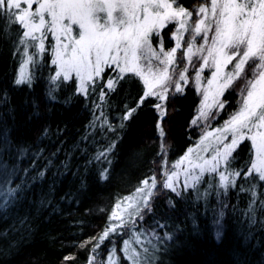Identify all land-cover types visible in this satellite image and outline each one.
<instances>
[{"label":"trees","instance_id":"trees-1","mask_svg":"<svg viewBox=\"0 0 264 264\" xmlns=\"http://www.w3.org/2000/svg\"><path fill=\"white\" fill-rule=\"evenodd\" d=\"M178 2L191 10L202 0ZM19 33L18 24L0 18V264H89L93 257L103 264L113 248L118 264H131L120 246L133 234L141 241L133 240L132 248L142 264H264V182L242 174L222 192L213 173L195 187L180 186V195L161 187L162 172L200 140L208 122L191 123L200 93L190 81L160 103L147 97L137 107L144 92L139 79L125 76L110 91L106 70L83 94L73 79L53 80L45 51L29 69L30 83L18 85L25 47ZM239 92L226 91L210 128L234 112ZM250 149L248 139L239 144L230 170L246 167ZM153 176L157 186L143 219L131 217L93 251L114 224V206ZM253 184L255 195L248 191ZM9 188L18 191L9 195Z\"/></svg>","mask_w":264,"mask_h":264},{"label":"snow or ice","instance_id":"snow-or-ice-1","mask_svg":"<svg viewBox=\"0 0 264 264\" xmlns=\"http://www.w3.org/2000/svg\"><path fill=\"white\" fill-rule=\"evenodd\" d=\"M33 4L38 5L35 10ZM194 11L197 17L195 20L192 19L193 10L185 8L178 0H0V18L7 25L18 24L22 29L18 43L25 46V54L28 46H37L30 42H38L39 52H45V40L50 36L51 41H54L51 44L54 55L51 62L58 68L53 80L61 77L69 80L74 73L79 79V91L83 94L87 93L85 85L95 83V78H101L107 67L117 72L114 79L106 82L110 91H114L116 84L125 76L139 77L143 81L146 91L140 97L137 107L149 96L155 95L165 100L170 82L177 92L182 91L181 84L172 81L170 73H176L178 63H183L184 56L187 55L191 63L194 55L206 53L198 57L202 60L195 75L198 89L204 68L213 71L211 78L207 79V87L202 91L203 107L191 123L196 125L210 117L215 119L216 112L213 109L223 110L225 107L224 102L217 97L230 87L239 88L240 107L221 128L205 132L201 144L209 137H214L218 144L215 155L193 165L194 169H199V175L186 173L184 187H195L205 173L218 174L220 186L225 189L230 185L235 187V178L242 174L246 180L252 177L264 182V0H202L200 7ZM168 24H178V27L174 33L175 46L165 51L160 31ZM184 32L188 33V40H183ZM197 36L203 41L199 47L194 43ZM182 47L184 51H181L178 58L176 53ZM32 59V56H28V61ZM229 65L232 67L225 73L224 69ZM187 71L186 67L179 71L180 81H187ZM30 81L31 77L22 66L15 83L19 85ZM157 88L161 91H155ZM104 95L102 88L101 99ZM156 107L162 109L161 105ZM135 110L129 109L124 119L129 118ZM160 135L164 136L163 129ZM245 139L251 141L250 159L245 168L230 170L231 162L235 159L232 154ZM161 151H165L163 146ZM192 152L193 149L189 148L188 153L172 168H180ZM100 155L105 154L102 152ZM197 159L202 158L198 156ZM189 163L192 162L189 160ZM222 164L224 170H221ZM161 175V187L180 195L176 186L178 173L162 172ZM141 184L143 187L137 188L135 194L139 199L125 198L132 200L135 205L133 212L128 213L129 217L143 219L142 208L151 207L149 200L153 196L152 189L157 186L156 177L146 178ZM255 187L253 184L248 189L253 195ZM17 191V188L8 189L9 195H15ZM2 194L3 185L0 184ZM261 203L264 204V201ZM4 206L0 203V207ZM114 207L118 210L120 204ZM110 219L116 223L104 230L93 251L110 233H117L118 228L128 223L118 211H113ZM219 234L218 231L217 236ZM133 240L137 244L141 243L139 235L133 234L130 239L123 241L121 252L131 264H142L140 253L132 248ZM147 251L145 248L144 252ZM115 253L116 249L113 248L108 264H116Z\"/></svg>","mask_w":264,"mask_h":264},{"label":"rangeland","instance_id":"rangeland-1","mask_svg":"<svg viewBox=\"0 0 264 264\" xmlns=\"http://www.w3.org/2000/svg\"><path fill=\"white\" fill-rule=\"evenodd\" d=\"M200 5L201 4L197 5L193 9H191V10H193V17H192L193 20H195L197 18L196 15H195L194 9L199 8ZM37 6H38L37 4H33V10H35V8ZM46 19H47V17H46ZM191 22L192 21H189V23H191ZM177 27H178V24H168L167 27H165L164 29H162L160 31V38L163 41V48H164L165 51L170 50L171 48H173L175 46L174 33H175ZM37 35H39V33H37ZM209 35H211V33H209ZM166 38H168L167 39V42L169 43V46L167 45V43L165 41ZM188 39H189L188 33L187 32H184L183 33V40H188ZM183 40L181 42L182 45H183ZM31 43H36L37 46H36V48H33L31 46H28L27 47V54H25V52H23L22 60L19 63L18 69H17V78L20 75V70H21V67L22 66L24 67L25 73L27 75H29V69H30L32 63L35 62V61L36 62L37 61H40V59L42 57V54L43 53H40L39 50H38V42H30V44ZM194 43H195V45L197 47H199L200 44L203 43V41L200 39L199 36H197ZM51 44H54V41H51V37L49 36V39H46L45 40V48H46V51H48V53L50 54V60L52 61L54 59V55H53V53L51 51ZM153 45H154V47L156 46V39H155V37L153 38ZM48 46H49V48H48ZM24 49H25V47H24ZM30 49L32 50L33 53L30 52ZM181 51H184L183 47H182V49H179L177 51V53H176V55H177L178 58L181 55ZM200 55H206V53L194 55L192 57V62L191 63L188 62L187 55H185L184 56V59H183V63L182 64H179L178 63V66L176 68V73H170V74H172V81H175V82L180 83L182 88H183V86H185L190 81L194 85L196 91L198 93H200V106H199V110H198L197 116H199V113H200V111H201V109L203 107V95H202V91H203L204 88L207 87V83H206L207 82V79H210L211 78V72L213 71V69H211V68H207V67L204 68V71L201 73V84H200V88L198 89L197 86H196V84H195V75H196L197 69L202 64V60H200L198 58ZM28 56H32L33 57L32 61H28ZM153 63L155 64L156 61H153ZM53 66H54V72L56 73V71L58 70L57 65H54L53 64ZM185 67L188 70L187 71L188 79H187V81H180L179 78H178V73H179V71H181ZM231 67L232 66L229 65L228 68L224 69V72L226 73L229 69H231ZM106 70L109 71V72L105 76V78H106V81L105 82H107L108 79H114L116 77L117 72L115 70H113V69H108L107 67L104 68V71L102 72V74L106 73ZM135 78H137V79L140 80V82L142 83L143 88H144L143 91H146V88H145V86L143 84V81L139 77H135ZM61 79H63V78L61 77ZM70 79H73L74 80V82L76 83L77 89L79 90V79L75 76L74 73L72 74V77ZM99 80H100V78H95V82H98ZM89 83H87L85 85L86 88H87V86H88ZM231 88L233 89V87H230V88L224 90L223 94L221 96L217 97V99L220 100V101H222V98L224 97V94L226 93V91L231 90ZM170 89H173V91L175 90V86L171 82H170V86L168 88V91L166 93V96H167L168 92L170 91ZM155 91L160 92L161 89L157 88V89H155ZM239 93L237 94L238 96L236 95L237 97H240V94ZM149 97L150 98H154L158 103L162 102V100L158 99L157 96H155V95L149 96ZM211 99H212V96L210 94L209 103H211ZM225 103L226 102H224V104ZM234 105H236V104H234ZM236 106L237 107H236V109H234V112L237 109H239L240 103H238ZM213 111L216 112L215 119H212L211 117L209 119H207L208 122L205 125L206 127H205V131H204L202 137L200 138V140L196 144H194L192 147H190V148L193 149V152L191 154H188V160H185L184 163L180 166V168L173 169L171 167V168H169V170H167L165 172V173H170L172 171H176L178 173V183L176 185L177 188H179L180 186H184V181H185L186 173H190L191 175H199V169H194L193 168V165L194 164L202 163L203 159H211V157L213 155H215V149L218 146L217 141L215 140V138L214 137H209L207 140L204 141L203 144H201V140L203 139L205 132L212 131L213 129H216V128H221L224 125L225 121H227L229 119V117H230L231 114H229L228 117L221 118L220 120H222V121L220 123H218L219 125L217 124V126H215V127L213 126V127L210 128L212 122L214 120H216L217 117H218V114L217 113H219L221 110H219V109H213ZM202 121L205 122V120H202ZM225 142H227V141H225ZM249 142L251 144V141L250 140H249ZM187 153H188V150L181 157H184ZM198 156L201 157L202 159H197ZM181 157L177 160V162L181 159ZM189 160L192 162L191 164L189 163ZM2 169H3V167H1V165H0V173H1V170ZM221 170H224V165L223 164L221 165ZM205 174H209V173H205ZM225 174H227V172ZM217 176H218V174H217ZM0 183H1V176H0ZM189 183H191V177L190 176H189ZM218 185H219V187H220V189H221L222 192H226L230 188V186L227 189H225V188H223V187L220 186L219 176H218ZM139 187H143V185L140 183V185L137 188H139ZM4 190H3V192H4ZM135 194H136V190H134V192L130 196H128V197H133V199H139V197H136ZM0 197H1V195H0ZM129 204H132L133 206L132 207H128ZM134 207H135V205L133 204V201L132 200H124L120 204V209L117 210L116 208H114L113 211H118L119 214L125 220L129 221L130 218L133 217V216L129 217L128 213L133 212ZM114 223H116V222L114 221ZM122 247L123 246H120V249ZM109 249H110V247H107L105 249L104 248H101V249H99V252L102 251L103 253H105ZM111 250L105 254V261H104L103 264H108V257L111 255ZM96 256H98V253H96ZM114 260L116 261V264H118V260H117L116 253H115ZM91 261H92V264L97 263V260L96 261L91 260Z\"/></svg>","mask_w":264,"mask_h":264}]
</instances>
